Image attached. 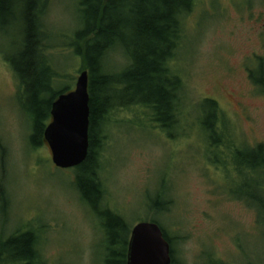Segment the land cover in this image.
I'll return each instance as SVG.
<instances>
[{"label":"rangeland","instance_id":"obj_1","mask_svg":"<svg viewBox=\"0 0 264 264\" xmlns=\"http://www.w3.org/2000/svg\"><path fill=\"white\" fill-rule=\"evenodd\" d=\"M76 5L52 0L46 17V54L61 76L55 90L72 91L79 74V60L67 47L78 26ZM185 39L174 60L187 91L176 123L163 129L143 108L132 107L114 110L103 128L100 178L109 207L132 228L151 222L147 204L170 202L156 218L172 241L176 264H264V213L257 223L256 212L232 194L239 188L234 148L264 147V89L250 76L264 80L254 57L264 70V0H198ZM19 42L0 37V144L6 149L0 150V241L19 230L37 237L45 264H101L102 234L79 201L74 170L56 168L46 143L31 145L33 124L20 108L29 107L28 100L18 96L3 58L17 55ZM51 97L47 93L43 102ZM204 99L216 101L222 114L215 136ZM217 140L228 144L211 148ZM223 154L230 155L214 165Z\"/></svg>","mask_w":264,"mask_h":264},{"label":"trees","instance_id":"obj_2","mask_svg":"<svg viewBox=\"0 0 264 264\" xmlns=\"http://www.w3.org/2000/svg\"><path fill=\"white\" fill-rule=\"evenodd\" d=\"M76 1L78 26L71 36L73 42L67 47L73 50L72 57L79 60V72H88L90 114L88 155L81 165L73 168L72 185L80 203L98 221L102 234L101 264H126L132 228L123 216L109 207L107 190L100 178L106 141L103 128L114 110L132 107L143 108L150 121L163 129L167 123H176L181 117L179 106L187 91L174 60L184 46L186 22L198 0ZM51 2L0 0V37L20 39L18 54L3 58L17 80L18 96L28 100L29 107L19 103L33 124L30 139L33 149L45 143L43 133L51 120L52 103L60 94L70 92L68 87L55 90L54 83L61 76L46 54L51 38L46 17ZM116 55L122 61L115 62L112 57ZM47 93L52 97L46 103L43 96ZM201 106L211 110L214 124L209 132L215 136L218 119L222 118L217 102L204 99ZM221 144L217 140L209 146L216 149ZM242 149L244 164L258 168L259 193L264 198L261 189L264 186V147L243 146ZM0 150L6 149L0 144ZM169 204L164 201L161 205L157 202L146 206L147 212L152 213L151 222L160 226L171 247L170 237L156 218L167 211ZM261 204L264 206V202ZM262 222L264 224V219ZM37 240L35 235L17 230V234L0 241V264H45ZM171 264H176L172 248Z\"/></svg>","mask_w":264,"mask_h":264},{"label":"water","instance_id":"obj_3","mask_svg":"<svg viewBox=\"0 0 264 264\" xmlns=\"http://www.w3.org/2000/svg\"><path fill=\"white\" fill-rule=\"evenodd\" d=\"M88 72H79L72 91L51 105V121L43 138L56 168L73 169L87 158L89 148ZM126 264H171V247L154 222L135 224L128 240Z\"/></svg>","mask_w":264,"mask_h":264},{"label":"flooded vegetation","instance_id":"obj_4","mask_svg":"<svg viewBox=\"0 0 264 264\" xmlns=\"http://www.w3.org/2000/svg\"><path fill=\"white\" fill-rule=\"evenodd\" d=\"M254 57L257 58V61H258L257 64H260V73H261V75H263L264 70L262 68L261 62H259L261 59L258 56H254ZM248 72H251V71H248ZM250 76H251V79L254 80V83L260 89H262V86L264 89V80H262V82H260V83L258 81H256L254 72H252V74ZM227 136L229 137V135L226 132L225 137H227ZM221 143L222 144L220 146L224 147L225 145L228 144V141L227 140H225V142L221 141ZM232 147H233V145H232ZM251 149H253V148H251ZM240 151L242 153H240L239 151H237L236 148H234L235 154L237 153V160H236L237 166L235 168V174H236L238 182H239V188H238V190H235V193H232V194H233L234 201L245 202V204L247 206H249L252 211L256 212L257 223H258L259 218H260V212H262V209L264 208V206L261 204L262 202H264V198L261 197L260 193H259L260 181H259L258 168L244 164V162H243L244 159L242 160V158H243L242 157L243 156L242 155L243 154L242 147H240ZM229 155L230 154H223V159H220V160L214 159L213 162L214 163L217 162L219 165H223L224 161L227 160ZM238 155L240 156L239 158L242 160L241 162H239V160H238ZM262 176L264 178V174ZM261 189L264 192V186H261Z\"/></svg>","mask_w":264,"mask_h":264}]
</instances>
